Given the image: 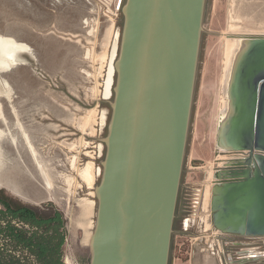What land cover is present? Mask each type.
<instances>
[{
    "label": "rangeland",
    "instance_id": "rangeland-1",
    "mask_svg": "<svg viewBox=\"0 0 264 264\" xmlns=\"http://www.w3.org/2000/svg\"><path fill=\"white\" fill-rule=\"evenodd\" d=\"M116 1L110 14L94 0L92 6L87 0H0V34L31 49L22 54L23 65L1 74L11 98L0 97L8 122L0 117V132H12L16 142L9 136L0 140V192L16 204L63 214L65 264H90L94 189L101 179L112 101L106 99L105 83L123 28ZM204 8L169 264H187L207 237L214 243L225 237L212 227L206 198L216 172L234 156L217 144L225 51L233 38H264V0H206ZM90 9L97 14L88 24Z\"/></svg>",
    "mask_w": 264,
    "mask_h": 264
},
{
    "label": "water",
    "instance_id": "water-1",
    "mask_svg": "<svg viewBox=\"0 0 264 264\" xmlns=\"http://www.w3.org/2000/svg\"><path fill=\"white\" fill-rule=\"evenodd\" d=\"M205 1L126 0L119 7L90 264H169ZM242 43L217 144L226 140L223 150L251 157L228 165L244 171L219 173L211 222L220 233L264 237V38Z\"/></svg>",
    "mask_w": 264,
    "mask_h": 264
},
{
    "label": "trees",
    "instance_id": "trees-1",
    "mask_svg": "<svg viewBox=\"0 0 264 264\" xmlns=\"http://www.w3.org/2000/svg\"><path fill=\"white\" fill-rule=\"evenodd\" d=\"M65 224L60 211L16 204L1 191L0 264H65Z\"/></svg>",
    "mask_w": 264,
    "mask_h": 264
},
{
    "label": "bare ground",
    "instance_id": "bare-ground-1",
    "mask_svg": "<svg viewBox=\"0 0 264 264\" xmlns=\"http://www.w3.org/2000/svg\"><path fill=\"white\" fill-rule=\"evenodd\" d=\"M244 45L245 44L242 43V39H238V38H233L232 41H229L227 44V48L225 51L226 59L224 62V69H223L224 75L222 78V85L224 87L223 88V92H224V100L223 101H224L225 107H224V111L222 112L221 117L222 116L228 117L227 116L229 114L228 112H230V110L232 108L231 97H230V89H231L230 85H231V80H232L233 74H234L233 70H234L236 60H237V58L241 52L240 50L244 47ZM24 52H27L28 54H30L31 49L25 44L18 43L14 39L9 38V37H4L0 34V97H1V95H7L11 98V87L6 80H2L1 74H3L4 72H8V71L16 68L17 66L23 65L25 62L23 61L21 56ZM109 76H110V74H109ZM109 76H108V78H109ZM107 80H108V82H107L106 90H107V95H108V93H109L108 88H109V84H110V79H107ZM0 117H2L5 124L7 125L8 122H7L6 118L3 116L1 104H0ZM7 136H9L12 139L13 143L16 142L15 138L13 137L14 135H12V132H10V131H8V133H6L5 131L0 132V140L2 138L7 137ZM25 139H26V137H25ZM225 142H226V140H224L223 146H221V150L226 148V146L224 145ZM32 151L34 153L33 148H32ZM101 174H102V171H101ZM85 175H88V174L85 172ZM86 179L90 182L93 181V174L90 173ZM46 181H47V184H49V181L47 178H46ZM209 193H210V191L207 193V196H206L207 199L209 198Z\"/></svg>",
    "mask_w": 264,
    "mask_h": 264
},
{
    "label": "flooded vegetation",
    "instance_id": "flooded-vegetation-1",
    "mask_svg": "<svg viewBox=\"0 0 264 264\" xmlns=\"http://www.w3.org/2000/svg\"><path fill=\"white\" fill-rule=\"evenodd\" d=\"M120 2H121V4L119 3V7H120V5L123 4L124 0H122V1L120 0ZM119 12H120V10H119ZM104 16H107V15L104 14L103 17ZM103 17L100 16V20L103 19ZM108 17L109 16H107V18ZM89 29H90L89 32L94 30L93 27H89ZM107 106H108L109 111H110V113H109V119H110L111 106L109 104ZM106 118H107V116H106ZM108 125H109V120H108ZM108 125L105 129L106 134L108 131ZM232 154L234 155L233 156L234 158L230 159L229 160L230 162L240 161L242 159L244 160V159H248L251 157V152L246 151V150L235 151V153H232ZM255 154L256 153L254 152L253 155H255ZM222 169H223V171L226 169H229V170L230 169L231 170L238 169L240 171L241 170L244 171L247 168L245 166H235V167L226 166L225 168H222ZM252 171H254V167H252ZM217 233L225 235V237L221 238L220 242L218 241L217 243H215V246H216L215 255L217 256V258H219V256L220 257L224 256L225 261L228 264H232V262L235 260V258H237L236 261L234 262L235 264H257V263L264 264V237H261V236H253L252 237V236H242V235L235 236V235H230V234H226L223 232L220 233L219 231H217ZM245 246H248V247L257 246L259 248L254 252L249 251V253H248V251L244 250ZM250 258H252V259H250Z\"/></svg>",
    "mask_w": 264,
    "mask_h": 264
},
{
    "label": "crops",
    "instance_id": "crops-1",
    "mask_svg": "<svg viewBox=\"0 0 264 264\" xmlns=\"http://www.w3.org/2000/svg\"><path fill=\"white\" fill-rule=\"evenodd\" d=\"M94 1H96V2H98V3H100V5L102 4L103 5V9H106L107 11H109L110 10V6H111V3H112V0H94ZM119 3H120V0H117L116 1V3H115V9L118 11V9H119ZM87 5H93V2H91V0H87ZM90 11V13H89V17H88V24L91 22V23H93V21L94 20H92V15L94 16V15H96L97 13L95 12V11H93L92 9H90L89 10ZM108 13H113L112 12V10H110ZM84 23H87V18L84 20ZM234 158V157H233ZM232 158V159H233ZM228 165H229V163H228ZM227 165V166H228ZM226 167V166H225ZM225 167H222V168H225ZM221 169V168H220ZM100 170V169H99ZM221 170H223V169H221ZM221 170H219L218 172H216V174H215V177L217 178L218 177V175H219V173H221ZM100 175H101V170H100ZM218 180V178L217 179H215L214 181H212L211 183H213V186L211 187V189H210V193H209V200H208V202H207V206H208V208L210 207V204H211V196H212V191H213V188L215 187V185L217 184V181ZM211 211V210H210ZM212 223V222H211ZM210 227L211 226H209V227H207V228H205L204 229V231L202 232V234H205V233H209V231H210ZM212 227H213V225H212ZM214 228V227H213ZM214 232V231H213ZM202 238L203 239H205L204 237H201V240H202ZM209 237H207V239H206V241H205V243L203 244V245H201V246H196V248L194 249L193 248V253H195L196 254V258L195 259H191L192 261H188V262H186L187 264H228L226 261H225V257L223 256V257H220L219 256V258H217V256L215 255V248H216V246H215V243L213 242V241H210V239H208ZM216 238H218L217 236H216ZM259 247H257V246H253V247H248V246H245L244 247V250L245 251H248V253H249V251H252V252H254V251H256L257 249H258ZM239 250V249H238ZM237 250V251H238ZM236 251V252H237ZM251 253V252H250ZM252 255V254H251ZM254 255V254H253ZM235 258V257H234ZM236 259L237 258H235V260L232 262V264H235L234 262L236 261ZM250 259H252V258H250ZM232 261V260H231Z\"/></svg>",
    "mask_w": 264,
    "mask_h": 264
}]
</instances>
